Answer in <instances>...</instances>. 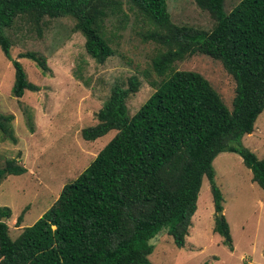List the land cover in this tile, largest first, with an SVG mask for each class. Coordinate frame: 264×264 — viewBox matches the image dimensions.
<instances>
[{"label": "trees", "instance_id": "obj_1", "mask_svg": "<svg viewBox=\"0 0 264 264\" xmlns=\"http://www.w3.org/2000/svg\"><path fill=\"white\" fill-rule=\"evenodd\" d=\"M213 21L201 30L170 21L166 0H129L128 10L142 25L140 40L156 46L150 73H140L152 93L129 115L127 100L140 86L137 74L113 83L94 114L95 124L80 130L91 142L114 131L112 138L72 182L64 185L53 206L11 239L0 206V264H149L158 235L181 249L204 177L213 210H222L211 162L220 153L237 155L251 182L264 193V158L240 140L253 131L264 109V0H240L226 13L224 0H193ZM124 15L118 0H0V51L13 69L11 96L37 87L10 58L7 35L17 17L30 23L68 18L83 38L85 54L96 64L116 50L107 36L110 16ZM39 32V30H37ZM195 54L218 61L234 82L228 110L198 73L174 64ZM49 72L43 56L18 54ZM153 77V78H152ZM12 116L0 115L1 137L16 143ZM25 169L12 159L0 167V182ZM15 225L21 223V215ZM213 232L231 249L228 225L215 217Z\"/></svg>", "mask_w": 264, "mask_h": 264}, {"label": "rangeland", "instance_id": "obj_2", "mask_svg": "<svg viewBox=\"0 0 264 264\" xmlns=\"http://www.w3.org/2000/svg\"><path fill=\"white\" fill-rule=\"evenodd\" d=\"M118 1L125 16L108 17L106 33L116 53L103 64L94 63L85 54L83 38L72 31L68 18H43L33 24L17 17L7 32L10 58L21 65L27 82L37 87L35 92L25 91L20 98H13V69L0 51V115L12 116L16 141L0 135V167L4 160L14 158L25 169V173L6 176L0 182V206L11 212L6 221L11 239L53 206L61 188L72 182L114 135L109 131L91 142L80 137L81 129L95 124L94 114L112 84H124L132 74L140 79L138 91L126 102L129 115L153 91L140 73H150L148 63L156 46L140 40L142 25L128 10L129 0ZM238 1L224 0V11L228 13ZM166 9L175 25L201 30L213 26L211 17L193 0H166ZM25 52L43 56L49 72L41 75L33 62L18 58ZM174 67L202 76L230 110L234 82L218 61L195 54ZM240 143L258 159L264 158V109L252 133L243 136ZM211 166L222 197L220 212L228 225L231 249L213 232L218 213L213 210L203 177L183 247L177 249L170 237L158 235L151 241L149 264H264V193L251 182L249 170L237 155L220 153ZM19 215L21 223L17 226L14 222Z\"/></svg>", "mask_w": 264, "mask_h": 264}, {"label": "water", "instance_id": "obj_3", "mask_svg": "<svg viewBox=\"0 0 264 264\" xmlns=\"http://www.w3.org/2000/svg\"><path fill=\"white\" fill-rule=\"evenodd\" d=\"M221 212H218V219H220L221 218Z\"/></svg>", "mask_w": 264, "mask_h": 264}]
</instances>
